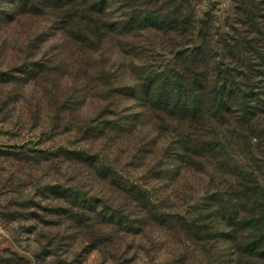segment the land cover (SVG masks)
I'll return each instance as SVG.
<instances>
[{"label": "trees", "instance_id": "obj_1", "mask_svg": "<svg viewBox=\"0 0 264 264\" xmlns=\"http://www.w3.org/2000/svg\"><path fill=\"white\" fill-rule=\"evenodd\" d=\"M209 24L192 0H0L2 122L89 149L20 148L87 165L117 199L48 187L95 249L129 236L138 253L135 240L147 250L140 239L160 234L173 251L152 264H264V69L225 63L236 49L213 42Z\"/></svg>", "mask_w": 264, "mask_h": 264}, {"label": "rangeland", "instance_id": "obj_2", "mask_svg": "<svg viewBox=\"0 0 264 264\" xmlns=\"http://www.w3.org/2000/svg\"><path fill=\"white\" fill-rule=\"evenodd\" d=\"M192 3L197 18L210 23L213 42L218 40L222 47L230 49V54L236 49L233 55L226 56L225 63L236 62L235 57L246 58L253 69H264V59L257 55L263 53L264 57V0H192ZM158 53L163 60L172 59L161 51ZM263 80L255 83L261 84ZM62 82L69 83L65 79ZM18 104L17 107L24 101ZM96 113L87 107L83 118L89 120ZM2 118L3 115L0 116V264H152L150 257L155 260L169 258L173 251L172 240L160 234L158 238L156 234L152 236L153 243L150 238L140 239L147 250L141 249L139 241L135 240L138 253L130 250L132 237L129 236L122 239L119 249L116 244L105 250L95 249V242L88 233L73 230L65 215L56 214L54 207H65V204L62 198L50 195L48 187L52 183L60 187L73 185L81 192L107 198L116 204L117 199L112 197L108 187L89 174L87 165L74 171L66 163L46 162L47 154L20 150L24 145L26 150L34 151L57 147L89 149L71 134H40V130H34L28 123L21 127L10 126L4 124ZM94 147L91 150L102 155L104 165L115 164L112 161L116 158L104 145ZM117 169L124 177L130 175L128 167L119 165ZM262 177L264 182V171ZM101 205L97 202V207ZM148 250L152 256L146 257Z\"/></svg>", "mask_w": 264, "mask_h": 264}]
</instances>
